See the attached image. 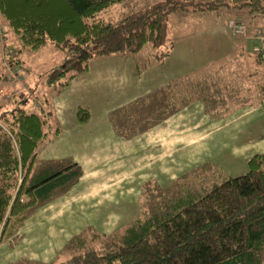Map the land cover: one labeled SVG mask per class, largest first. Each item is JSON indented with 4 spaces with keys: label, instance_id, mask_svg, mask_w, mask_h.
Masks as SVG:
<instances>
[{
    "label": "rangeland",
    "instance_id": "rangeland-1",
    "mask_svg": "<svg viewBox=\"0 0 264 264\" xmlns=\"http://www.w3.org/2000/svg\"><path fill=\"white\" fill-rule=\"evenodd\" d=\"M149 1L154 0L114 2L97 11L94 18L115 22ZM236 9L188 10L184 15L173 11L169 15L171 34L166 36L163 47H168L169 41L178 43L189 66L182 71L176 69L174 61L166 63L163 68L169 76L159 84L185 72L188 83L194 82L197 77L192 74L213 67L221 71L216 87L231 85V97L226 96L225 90L222 94L226 97L218 102L198 98L199 83L194 85L186 93L194 95L193 104L180 112V106L165 108L166 91L149 95L151 88L158 85L153 84L157 65L152 63L153 52L158 48L149 42L135 52L91 56L86 69L62 87L63 77L48 82L47 73L68 59L67 50L48 39L34 48L24 45L0 15V122H4L2 115L16 106L44 115L45 135L36 141L31 171L44 175L72 161H77L81 169V176L62 198L41 212H31L16 233L2 236L0 264L66 261L72 251L68 239L73 234L85 231L87 226L111 233L123 228L139 212L142 198L148 205L151 200L143 196L144 187L152 180L158 184L157 192L162 190L169 197L167 202L178 198L187 201L204 194L213 183L246 171L244 153L251 154L254 148L244 152L241 147L264 131L261 111L257 118L258 110L246 111L249 101L264 104V62H257L253 53L258 41L254 34L264 27V16L257 10L247 11L246 7H242L240 16ZM229 19L243 21L245 33H234L227 25ZM138 84L148 90L135 92L140 97L132 104L133 96L124 95L130 93L128 86ZM201 89L206 93L203 84ZM234 103L237 105L232 107ZM124 104L128 105L126 114L116 116L121 132L117 134L112 130L109 114ZM80 106L88 108L84 121H77L76 109ZM213 110L217 116L212 115ZM235 110L239 111L237 115L232 113ZM172 111L177 114L169 120H175L171 125L177 131L164 133L162 123L165 126L168 122L162 120ZM156 125L160 126L161 135L152 145L160 152L154 154L147 148L149 132L140 130L148 126V130H155ZM55 127L60 129L57 134L53 133ZM47 203L43 201L35 208ZM43 239L57 251L39 246ZM100 240L88 238V243L98 245ZM3 251L6 255L1 263ZM253 255L258 264H264V244L253 250Z\"/></svg>",
    "mask_w": 264,
    "mask_h": 264
},
{
    "label": "trees",
    "instance_id": "trees-1",
    "mask_svg": "<svg viewBox=\"0 0 264 264\" xmlns=\"http://www.w3.org/2000/svg\"><path fill=\"white\" fill-rule=\"evenodd\" d=\"M119 1L0 0V15L24 45L34 48L48 39L67 50L68 59L47 73L48 82L63 77L60 80L63 85L84 71L88 58L93 55L113 51L135 52L149 42L158 48L155 56L161 59L168 52L162 45L166 42L168 17L173 11L215 10L232 6L237 8L239 15L243 12L242 7L247 11H264V0H154L129 11L115 22L94 18L97 11ZM254 57L257 62H264L262 56L254 54ZM175 83L177 85V82L169 81L165 87ZM210 84L206 82L204 85L206 93L198 85L202 99L212 98L218 102L226 96L231 97L228 90L231 85L220 89L216 85L207 87ZM263 86L264 82L261 88ZM223 92L227 93L226 96ZM262 106L264 113V104ZM127 109L128 105L111 112L110 119L116 131H119L116 116L126 114ZM212 113L217 114V111ZM88 114L87 107L76 109L79 120H86ZM2 118L0 239L18 230L30 207L66 189L80 174L78 165L71 162L45 175H30L36 141L45 135V117L16 106ZM245 161L246 171L213 183L204 194L187 201L178 198L167 202L169 197L165 193L163 195L162 190L157 192L158 184L152 180L145 185L143 194L151 201L145 205L142 198L139 212L123 228L107 233L87 226L85 231L68 239L72 251L66 261L32 262L258 264L253 250L264 244V150L253 152ZM88 238L101 240L98 245H93L88 243Z\"/></svg>",
    "mask_w": 264,
    "mask_h": 264
},
{
    "label": "crops",
    "instance_id": "crops-1",
    "mask_svg": "<svg viewBox=\"0 0 264 264\" xmlns=\"http://www.w3.org/2000/svg\"><path fill=\"white\" fill-rule=\"evenodd\" d=\"M201 11H206V10H201ZM173 13V12H172ZM172 13H170V15L172 14ZM176 13H177V15H184V13H186V11H182V10H176ZM171 34V30H169L168 29V24H167V35L166 36H168V34ZM235 33V32H234ZM239 34V33H238ZM166 43V42H165ZM165 45V44H164ZM164 45H162V47L164 46ZM164 49L165 48H167L168 49V52H167V54L166 55H164L161 59H158V58H156V56H155V52H153V56H154V60H153V62L152 63H154L155 65H157L156 67V70H155V72L157 73V75H156V81L153 83V84H158V85H155V86H153L151 89V91H150V93H149V95L150 94H154V95H156V94H159V92L160 91H163V92H165L166 91V88H167V91H166V95H165V97H166V99H165V101H166V106L167 107H169V106H180V110H179V112L181 111V110H183V109H185V107H190L193 103H191V101H192V99H194V95H192V96H190V95H187L186 93H189V91H187V90H189L191 87H193L194 85H192L191 86V83L193 82V81H191L190 83H188L189 82V80H187V79H185V75L184 74H186L187 72H185V73H182V74H179L180 76H177V77H174V79L172 80V79H170V80H166V81H164L161 85L159 84V82H162L161 80H165V78H167V76H169L168 74H167V71L163 68V65H165L166 63H169L170 62V64L174 61V63H175V65L177 66V68L176 69H180V70H185V68H187L188 66H189V64L186 62V59H185V52H184V50L180 47V45H178V43H174L173 41H169V46L168 47H163ZM156 51V50H155ZM204 68V67H203ZM86 69V68H85ZM175 69V70H176ZM213 67H210V68H204L203 70L204 71H200V72H196V73H194V74H192V75H194V77L196 76L197 78H196V81H194L193 82V84H195V83H199V86H202V84L203 85H205L206 84V82H208V83H211L213 86L214 85H216V81H217V78H219L218 77V75H219V73H221V71L217 68V69H213ZM187 71H188V69H186ZM179 72V71H178ZM174 74H176V73H174ZM201 77V78H200ZM204 77H205V79H204ZM216 77V78H215ZM72 78V77H71ZM71 78H69V79H71ZM69 79L67 80V82L65 83V84H63V85H61L62 87H66L67 85H68V82H69ZM169 81H171L172 83L173 82H177V85L175 86V85H173V86H175V89H173V88H171L172 87V85H170V86H168V87H165V85L167 84V82H169ZM195 85H197V84H195ZM217 86V85H216ZM146 88H148V87H144V86H142V85H135V86H132V87H129L128 86V90L130 91V93L129 94H126V95H124V94H122V95H124V97L125 98H128L129 96H133L132 97V99L130 100L131 102L132 101H134V100H136L138 97H140V96H138V94L139 93H135V92H139V91H142V90H148V89H146ZM135 90V91H134ZM183 93H182V92ZM184 91H185V93H184ZM133 93H135V94H133ZM198 98H201L200 96L198 97ZM184 100L183 102H181V103H179L178 101L176 102V100ZM246 101H248V100H246ZM127 104V103H126ZM244 104V103H243ZM243 104H241V107H242V105ZM249 104L250 105H248L247 107H246V111H247V113H252L253 111H255V110H258V112L256 111L255 112V116H256V118L259 116V112L261 111V119H263L264 118V113H263V106H262V103L260 102V103H255V102H252V101H249ZM237 105V103H234V104H232V107H235ZM123 106H126L125 104L123 105ZM120 108V107H119ZM250 108H251V110H250ZM118 109V108H117ZM114 111V110H113ZM236 111V110H235ZM233 111L232 113L233 114H235V115H237L238 114V112L239 111ZM112 112V111H111ZM111 112H110V114H111ZM109 114V120H110V122H111V127L113 128L112 130L115 132V133H117V134H121V132H120V130L119 131H116V129L114 128V125L112 124V121H111V119H110V115ZM177 113H175V111H172L170 114H168L166 117H164L163 118V120H162V122H168L165 126L163 125V123H162V128L163 129H165V131H164V133H169V132H174V131H177L176 130V128H174L171 124H175V120H173V121H170L169 119H171L172 117H175V116H173V115H176ZM213 116H217L218 115V113L217 114H212ZM228 117H230V115H228ZM263 117V118H262ZM252 118H254V116L252 115V117H251V119ZM79 119L77 118V121H78ZM73 121H76V120H73ZM79 121H84V120H79ZM156 129L155 130H148L149 129V126L148 127H144V128H142L140 131H142L143 132V130L144 131H146V133H148L149 132V134L148 135H146L147 136V140H148V144H147V148L148 149H150L149 150V152L150 153H154V154H157L158 152H160L158 149H157V147L155 148V147H153V141L155 140V141H157V135H161V129H160V126L159 125H156ZM264 129V128H263ZM59 127H55L54 128V130H53V133H55V134H57L58 132H59ZM179 130H183V129H181V128H179ZM186 130H187V128H186ZM188 131V130H187ZM137 132H139V131H137ZM136 132V133H137ZM135 133V132H134ZM160 133V134H159ZM189 139V138H188ZM157 142L155 143V146H157ZM254 148V152H257V151H262V150H264V131H262L257 137H255L252 141H248L247 143H246V145H244V147H241V149H242V151H246L245 149H247V148ZM245 155H244V157L246 158L247 156H249L250 155V153H247V152H245L244 153ZM252 154V153H251ZM72 162H75L77 165H78V167H79V170H80V174L76 177V179L79 177V176H81V169H80V164L77 162V161H72ZM71 163V162H70ZM60 167V166H59ZM59 167H56V168H54V169H57V168H59ZM54 169H51V170H54ZM51 170H49V171H51ZM30 175L31 174H34V172L33 171H31L30 173H29ZM47 174V173H46ZM29 175V176H30ZM45 175V174H44ZM40 176V175H39ZM104 177H102V179H103ZM76 179L73 181V182H71L70 184H69V186L66 188V189H64V190H62L61 191V193L60 192H57L55 195H53L51 198H49V199H47V200H45V201H47L48 203L47 204H45V205H40V206H38V207H36L35 208V206L33 207V209H32V211H30L27 215H26V217L31 213V212H34L35 210H39L38 212H41L42 210H44L45 208H47L48 207V205L52 202V201H54L55 199H60V198H62L63 197V193L65 192V191H67V189L76 181ZM104 195V194H103ZM43 201H41L40 203H42ZM40 203H38V204H40ZM25 217V218H26ZM22 225H23V223H22ZM21 226V225H20ZM20 226H19V228H20ZM19 228H18V230H19ZM17 230V231H18ZM16 231V232H17ZM101 231V230H100ZM16 232H14V233H16ZM103 232H105V231H103ZM11 234H13V233H11ZM10 234V235H11ZM46 246V247H48V248H50V249H52V251H57L56 249H54L53 248V246L49 243V242H46L44 239L40 242V245L39 246ZM8 247V246H7ZM9 248V247H8ZM10 249V248H9ZM6 251H7V256H9V253L11 252V251H13L12 249H10V252H8V249H5ZM4 250V251H5ZM31 250H32V248H31ZM2 252V259H1V263H3V259H4V256L6 255V251L5 252ZM33 251H34V248H33ZM45 255V253L43 252V256ZM41 261V260H40ZM41 262H50V261H41ZM4 264H11V262H6V263H4Z\"/></svg>",
    "mask_w": 264,
    "mask_h": 264
},
{
    "label": "built area",
    "instance_id": "built-area-1",
    "mask_svg": "<svg viewBox=\"0 0 264 264\" xmlns=\"http://www.w3.org/2000/svg\"><path fill=\"white\" fill-rule=\"evenodd\" d=\"M260 15L264 16V11ZM227 25L235 33L244 34L246 31V24L241 20L229 19L227 20ZM254 36L258 41L253 47V53L264 58V27L262 29L258 28Z\"/></svg>",
    "mask_w": 264,
    "mask_h": 264
}]
</instances>
